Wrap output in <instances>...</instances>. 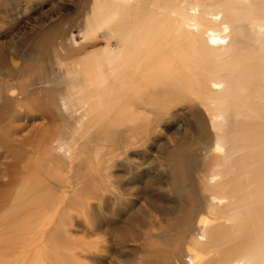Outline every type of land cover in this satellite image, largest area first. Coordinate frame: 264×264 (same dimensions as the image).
Segmentation results:
<instances>
[{"label": "bare ground", "instance_id": "1", "mask_svg": "<svg viewBox=\"0 0 264 264\" xmlns=\"http://www.w3.org/2000/svg\"><path fill=\"white\" fill-rule=\"evenodd\" d=\"M92 8L86 31L105 29V47L21 79L17 100L9 96L23 108L11 123L39 113L57 127L33 125L38 137L16 143L24 168L10 169L18 176L5 194L19 186L23 200L0 202V264H58L59 205L70 192L84 196L90 181L112 206L163 177L179 206L161 208L165 226L155 227L173 249L147 250L148 264H264V0H93ZM173 99L187 105L198 139L174 151L152 144L162 160L144 169L151 135L177 116Z\"/></svg>", "mask_w": 264, "mask_h": 264}, {"label": "rangeland", "instance_id": "2", "mask_svg": "<svg viewBox=\"0 0 264 264\" xmlns=\"http://www.w3.org/2000/svg\"><path fill=\"white\" fill-rule=\"evenodd\" d=\"M92 2L93 0H0V94L3 96V102L7 100L8 103L12 93L11 97L17 100L16 92H19L17 85L21 79L27 77L38 79L44 72L42 69H53L52 71L57 72L59 70L57 63L68 65L72 61L78 62L90 54L99 53L105 47V29H100L93 35L86 31L88 22L93 20ZM38 94L42 96L40 91ZM178 100L173 99L169 104L170 112L177 113L176 118L169 124L158 126L156 133L151 135L153 141L145 146L144 169H150L153 165L150 161L154 157L157 161L162 160L159 158L160 154L153 150L152 144L158 145L157 150L166 144L168 151H174L180 141L192 142L198 139L195 134V123L186 108L187 105ZM16 105L18 104L10 102L0 106V132L3 134L6 129H10L11 133L9 141H5L0 133V202L10 196L11 206L23 200L20 196L22 189L19 186L12 187L9 195L5 194L10 183L14 184L11 177L16 179L15 176L18 175L15 174L18 173L20 176L24 168L23 142L16 144L17 141L29 137L37 138L38 136L32 133L33 125H37L40 132L44 133L46 129L57 127L52 126L48 119L39 113H36L39 117L35 121L19 116L18 120L11 123V112L22 113L23 108ZM205 118L207 120V117ZM8 124L12 127L22 124L24 128L15 129ZM62 125L59 126L61 131L65 130L64 123ZM6 126L9 127L5 128ZM208 141L210 145L213 143L210 138ZM104 151V147L100 146V153ZM162 156L163 154L160 157ZM103 160L105 157L101 159ZM13 163L16 165L12 166ZM11 168L12 171H16L15 174L11 172ZM159 169L163 170L161 167ZM202 169L203 166L200 170ZM103 172L105 173V170ZM162 179L160 183L164 182L166 185V178ZM94 182L95 180L90 181L92 184H88V192L84 196L80 197L77 193L70 192L63 205H59L58 264H148L147 250L173 249L169 244L164 245V232L159 233L155 227L165 226L166 217L163 219L159 213L161 208L176 210L179 206L176 194L170 192L168 185L156 183L153 185L154 188L147 186L138 194L126 193L122 197L127 201L120 205L106 206L105 187L99 188ZM140 184L136 183L135 186ZM197 191H200L199 187ZM43 196L46 199L50 198L48 193H44ZM52 196L58 199L59 193L52 192ZM154 234L160 235L155 239L152 237ZM151 240L154 242L149 243ZM47 244L49 245L48 242ZM47 247L48 251L51 247ZM151 258L162 259L163 256Z\"/></svg>", "mask_w": 264, "mask_h": 264}]
</instances>
